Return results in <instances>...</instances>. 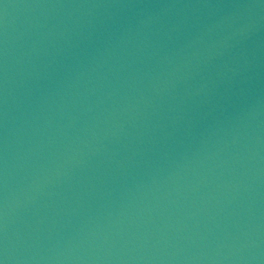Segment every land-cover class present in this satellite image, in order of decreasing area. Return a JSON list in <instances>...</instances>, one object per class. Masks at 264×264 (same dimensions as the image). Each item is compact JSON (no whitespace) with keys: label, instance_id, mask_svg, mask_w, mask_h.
<instances>
[{"label":"water","instance_id":"obj_1","mask_svg":"<svg viewBox=\"0 0 264 264\" xmlns=\"http://www.w3.org/2000/svg\"><path fill=\"white\" fill-rule=\"evenodd\" d=\"M2 264H264V0H0Z\"/></svg>","mask_w":264,"mask_h":264},{"label":"snow or ice","instance_id":"obj_2","mask_svg":"<svg viewBox=\"0 0 264 264\" xmlns=\"http://www.w3.org/2000/svg\"><path fill=\"white\" fill-rule=\"evenodd\" d=\"M0 264H2V262H0Z\"/></svg>","mask_w":264,"mask_h":264}]
</instances>
